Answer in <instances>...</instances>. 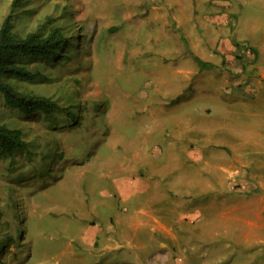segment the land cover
I'll use <instances>...</instances> for the list:
<instances>
[{
  "label": "rangeland",
  "instance_id": "374dc122",
  "mask_svg": "<svg viewBox=\"0 0 264 264\" xmlns=\"http://www.w3.org/2000/svg\"><path fill=\"white\" fill-rule=\"evenodd\" d=\"M185 1L204 20L226 7L225 30L240 42L233 59L241 71L195 63L186 26L167 24L174 6L167 0H0V25L8 19L17 38L60 28L66 39L56 58L28 62L27 71L40 78L6 81L53 101L49 114L23 113L0 94V125L19 130L26 143L0 154V264H264V245L241 239L240 209L225 216L226 179L213 168L216 157L225 167L231 153L222 146L239 150L240 124L253 126L251 115L262 111L254 106L264 84L253 82V66L254 48L264 46V0ZM241 88L249 89L247 109L235 98ZM199 137L212 144L209 166L188 162L179 149ZM136 155L147 164L123 169ZM203 167L209 175L194 189ZM129 179L138 192L127 199L116 186ZM156 186L178 187L179 201L190 193L194 201L185 198V205L201 212L178 209L186 217L174 225L177 240H163L144 218L133 230L126 226L144 208L143 197L155 198Z\"/></svg>",
  "mask_w": 264,
  "mask_h": 264
},
{
  "label": "crops",
  "instance_id": "0c3cea01",
  "mask_svg": "<svg viewBox=\"0 0 264 264\" xmlns=\"http://www.w3.org/2000/svg\"><path fill=\"white\" fill-rule=\"evenodd\" d=\"M167 2L169 4H174V6L168 10L171 12L167 13V18L169 19L167 21V24H174L176 27L186 26V29L183 33V38L185 39L184 41H186V43L188 44V47L196 50V52L192 54L190 53V56L192 57L194 62V58H197L198 60L206 59L205 63H210L213 66L225 63V65L228 64L233 69H236V71L242 70V65H237L239 62L237 61V63L236 60L233 59L237 52L236 46L240 42L237 39L234 40L230 38L228 32L225 30L226 26H228V20L226 19L227 15H225L226 7L221 6L222 8H220L219 10L213 9V12L210 11L208 13V16L206 17V20H204L198 16L196 8H186L187 6H189V4L185 0H167ZM250 45L252 47H256V45L252 43ZM259 45V49L262 47V49L264 50L263 44ZM254 49L256 50V61L253 66L254 69L252 68L253 71H255V78H253V82L257 86H262V84H264V57H261L262 54L259 52V49ZM183 53V51L179 50V53L176 54V58H184ZM200 55L202 56V58ZM249 58L251 60V57ZM177 72H182V70L179 69L177 70ZM257 88H259L256 93V96H259V106L254 107L256 109L261 108L262 111L255 110L251 115L253 126L248 127L245 123L240 124L239 129L241 131L239 142L237 141V139L234 140V142H237V145H240L239 150L235 149L236 152H234V148L233 150H230L225 147V144L224 146H222L231 153V156L228 157V160L226 161L225 167H217V157L214 154L216 160L214 159L215 164H213V168H215L218 173L222 175L224 180L226 179L227 189L222 191L225 197V216L232 217L234 208L235 210L236 208L240 209L241 220L239 222H241V239L246 241L257 240L259 241V245H264V88ZM243 93L245 95L248 94L249 96V89L241 88L240 90L236 91L235 98L238 102L240 101V105L243 109H247L248 106H250L248 105L249 98L243 100ZM181 132H183V130L178 131V133ZM204 134L207 133L203 131V135ZM187 145L183 147L180 145L179 149L183 151L185 155L184 158L188 162H191L193 164L200 163V165L203 164L205 166H209V160L211 158L209 156V153L214 152L210 151L212 150V144L210 141H207V138L199 137L197 140L194 139V141H190ZM159 152H153V157H155L156 155L158 156ZM225 154V157H227V153ZM162 155L163 153L161 154V156ZM141 157L142 156L139 157L138 155L131 157L132 164L125 168H122L128 172L130 169L134 172L136 170V164H141V162L142 164H147L143 161V159H141ZM193 172L195 171H192V173ZM205 172L206 167H203L200 169V171H197V184L194 189H200L199 180L201 176L209 175ZM185 184H187V182L182 185L184 189ZM237 185H239V188H235ZM206 186L209 187V185H205V187ZM151 187L152 186H149L147 189H151ZM177 189L178 187H175V189L171 190L170 192L164 189L161 190L156 186L154 190H152L155 191V198H152V196H147V198L143 197L140 205L144 208L138 209V216L135 218L132 224L126 221V226L129 227V230L135 229V225H137L142 220V218H144L145 220H147L144 223L147 226H150L151 230L160 232V237L163 240L168 239L171 241L179 239V232L178 230H175L176 228L174 227V225L178 226L185 223L184 217H186V214L183 213L184 210L186 211L188 209L187 213L190 212L196 215H201V212L198 209H194V204L192 208H188V206L185 205L184 199L188 198L190 193L185 196L182 201H179V199L175 200L173 194L178 193ZM116 190L118 194L127 199L131 198L132 193L137 195L138 192V189L135 187L134 181L132 179H129L128 183H118V185L116 186ZM201 190L204 191V188H201ZM204 192L206 193L207 191ZM163 199H165V201ZM188 199H192V196H190V198ZM192 201L194 200L192 199ZM238 201H240L239 208L237 206H234V203ZM157 205H159L160 207L156 208ZM162 205H164V207H162ZM174 207H176L175 210ZM179 208H181V211L183 212H179ZM161 211H163V216L160 215ZM174 211L177 212V216H175V218L173 217V215H171V213ZM179 213L181 216H178ZM121 222L125 221H119L118 224ZM183 228L184 227H182L181 230ZM107 239H109V237H102L100 241L102 243H105V240ZM130 242L134 243L132 239L126 241V243L131 244ZM160 246L164 249L163 244H161ZM104 247L110 248V245H105ZM151 261H148L147 264H153L151 263Z\"/></svg>",
  "mask_w": 264,
  "mask_h": 264
},
{
  "label": "trees",
  "instance_id": "16d2710c",
  "mask_svg": "<svg viewBox=\"0 0 264 264\" xmlns=\"http://www.w3.org/2000/svg\"><path fill=\"white\" fill-rule=\"evenodd\" d=\"M66 43L60 28L52 30L45 37L29 34L17 38L12 32V24L8 19L0 25V94L10 106L20 108L29 114L40 111L49 114L55 108V103L48 98L29 97L14 90L6 81L17 80L31 82L40 75L30 73L26 65L31 61L51 60L58 56ZM203 67L205 64L194 58ZM26 143L17 129L0 125V154L13 155L25 149Z\"/></svg>",
  "mask_w": 264,
  "mask_h": 264
},
{
  "label": "built area",
  "instance_id": "2783aa9c",
  "mask_svg": "<svg viewBox=\"0 0 264 264\" xmlns=\"http://www.w3.org/2000/svg\"><path fill=\"white\" fill-rule=\"evenodd\" d=\"M246 56L251 54V50L249 51V49L245 52Z\"/></svg>",
  "mask_w": 264,
  "mask_h": 264
}]
</instances>
